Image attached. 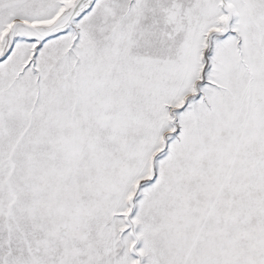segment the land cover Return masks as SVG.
Wrapping results in <instances>:
<instances>
[{
    "label": "snow or ice",
    "instance_id": "obj_1",
    "mask_svg": "<svg viewBox=\"0 0 264 264\" xmlns=\"http://www.w3.org/2000/svg\"><path fill=\"white\" fill-rule=\"evenodd\" d=\"M0 264H264V0H0Z\"/></svg>",
    "mask_w": 264,
    "mask_h": 264
}]
</instances>
